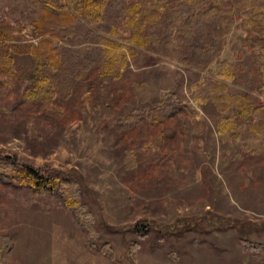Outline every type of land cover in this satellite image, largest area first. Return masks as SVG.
<instances>
[{
	"label": "rangeland",
	"instance_id": "374dc122",
	"mask_svg": "<svg viewBox=\"0 0 264 264\" xmlns=\"http://www.w3.org/2000/svg\"><path fill=\"white\" fill-rule=\"evenodd\" d=\"M136 1L142 0H127ZM127 22L125 15L118 21L119 44H129L124 37L135 30ZM18 37L39 42L32 31ZM246 37L238 20L220 49L197 48L190 62L180 57L183 42L166 54L135 45L111 88L92 95L78 84L47 108L18 104L26 83L1 84L0 152L82 186L78 210H68L59 194L0 186V236L13 240L9 264H264V148L254 150L258 134L248 131L258 117L221 112L209 95L220 82L264 105ZM99 42L90 43L108 46ZM31 63L19 60L18 67ZM161 67L184 86L191 114L173 132L169 124L123 136L113 117L151 109L135 88ZM228 118L225 136L218 123ZM128 148L138 158H127ZM159 162L161 173L146 179L145 167Z\"/></svg>",
	"mask_w": 264,
	"mask_h": 264
},
{
	"label": "trees",
	"instance_id": "16d2710c",
	"mask_svg": "<svg viewBox=\"0 0 264 264\" xmlns=\"http://www.w3.org/2000/svg\"><path fill=\"white\" fill-rule=\"evenodd\" d=\"M123 15L128 16L127 23L135 29L129 37H124L129 44L114 41L120 35L118 21ZM149 20L152 21L150 26L147 25ZM238 20L247 32L246 42L258 89L264 94V0H187L182 3L173 0L130 3L127 0H0V85L5 83L17 88L18 84L26 83L24 89H19L22 92L19 91L18 104L32 103L36 108L50 107L58 101V94L64 93L67 97L78 84H83L84 92L96 95L105 84L111 88L124 76L135 45L153 47L166 54L175 41L183 42L185 51L180 57L190 62V55H195L197 48L201 53L220 49ZM197 26L202 27L200 32L205 35L201 45L195 42ZM27 31L35 33L39 42L20 41L18 35ZM96 39L111 47L96 48V44L90 43ZM79 44L81 47L75 46ZM19 60L32 63L18 67ZM223 78L228 79V72ZM135 91L141 100L151 104V109L114 116L116 129L122 131L123 136L151 126L165 129L169 124L173 132L175 123L182 127L191 114L185 101V88L168 67L159 68L150 79L137 85ZM209 95L221 112L231 110L233 114L258 117L255 128L248 131L258 134L259 146L254 150L260 152L259 149L264 148V138L259 135L260 130L264 131V105L253 106L247 95L230 94L228 86L220 82H213ZM105 111L110 113L108 107ZM229 121L231 119L218 123L219 131L225 136L232 129ZM126 152L127 158H138L134 148ZM14 158L18 156L0 152L1 187L7 191L27 187L59 194L68 210L82 206L79 202L82 186L78 179L57 174L46 176L45 172ZM159 163L145 167L146 179L161 173L163 167ZM90 226L91 223L88 229L92 228ZM12 246L10 235L0 236V264L10 263Z\"/></svg>",
	"mask_w": 264,
	"mask_h": 264
}]
</instances>
